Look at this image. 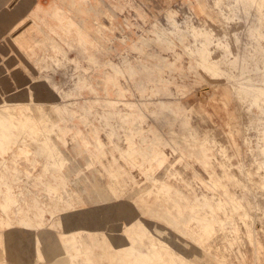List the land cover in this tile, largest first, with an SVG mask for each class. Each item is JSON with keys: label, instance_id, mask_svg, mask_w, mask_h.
Listing matches in <instances>:
<instances>
[{"label": "rangeland", "instance_id": "obj_1", "mask_svg": "<svg viewBox=\"0 0 264 264\" xmlns=\"http://www.w3.org/2000/svg\"><path fill=\"white\" fill-rule=\"evenodd\" d=\"M235 3L0 0V264H264Z\"/></svg>", "mask_w": 264, "mask_h": 264}, {"label": "bare ground", "instance_id": "obj_2", "mask_svg": "<svg viewBox=\"0 0 264 264\" xmlns=\"http://www.w3.org/2000/svg\"><path fill=\"white\" fill-rule=\"evenodd\" d=\"M235 4H237L235 7H231L232 11L229 9L230 15L233 16L232 20H230L232 22L242 23V26H244L243 32H245L244 35L246 36V41H244L246 43L242 45L243 50L239 51L237 54V60L241 65V75L254 74L255 76L249 78V82L252 86H254V88L243 87L237 82L232 83V86L234 87L239 99L242 102L247 103L246 101L248 99L253 102L256 99H260V97H264V91L259 89V86L264 84V48L261 44V41L264 42V0H238V3ZM253 33L258 37V40L253 38ZM163 35L175 37L176 32L172 29L170 32L163 33ZM194 38L196 39V43L199 44L198 40L200 37L195 35ZM239 42L240 39L236 40L237 44H239ZM201 52L202 50L197 49L194 50L193 53L198 56V59L199 57L204 58L200 54ZM221 65L225 68L221 69L218 67L217 72L219 74L228 73L229 67L226 62H223ZM250 104L252 106V103ZM10 115L12 116V114Z\"/></svg>", "mask_w": 264, "mask_h": 264}]
</instances>
